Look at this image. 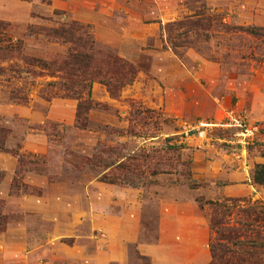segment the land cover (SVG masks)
Wrapping results in <instances>:
<instances>
[{"label":"rangeland","instance_id":"374dc122","mask_svg":"<svg viewBox=\"0 0 264 264\" xmlns=\"http://www.w3.org/2000/svg\"><path fill=\"white\" fill-rule=\"evenodd\" d=\"M0 23L20 41L18 58L0 62V234L21 264H206L212 206L195 199L222 202L234 185V210L264 204L250 185L264 161V0H0ZM68 25L91 36L96 59L133 72L112 95L91 83L81 128L64 73L19 59L67 52V40L27 28ZM15 87L26 102L9 99ZM229 111L259 128L256 141L222 128L197 138L198 122Z\"/></svg>","mask_w":264,"mask_h":264},{"label":"trees","instance_id":"16d2710c","mask_svg":"<svg viewBox=\"0 0 264 264\" xmlns=\"http://www.w3.org/2000/svg\"><path fill=\"white\" fill-rule=\"evenodd\" d=\"M79 29L70 25L59 28L28 27L27 32L29 34L33 33V35L53 38L54 40H67L71 48L63 54L52 53L48 58L36 59L21 56L19 59L24 65L31 68L54 69L64 73V76H61L62 84L59 85L62 88L61 96L78 100L76 125L81 128L84 123L82 115L90 109L91 83L96 80L99 84L104 85L107 92L112 95V89L130 82L133 72L131 67L114 56L106 55L102 59H96L91 36L85 31H79ZM237 30L253 36L258 35L257 30L252 28L238 27ZM18 44L20 41L11 42L9 38L5 37L0 23V62H9L13 58L11 56L18 58L15 55L20 50ZM4 70L5 67H0V74ZM14 72L18 74L20 71L16 69ZM123 72L124 74H122ZM31 73L33 75V72ZM53 84L55 82L47 83L46 86ZM22 89L19 87L9 89V99L19 103L26 102V91H22ZM84 90L86 91V99L79 102L80 93ZM252 183L264 187V165L254 167ZM222 199V202H203L201 199H195L199 207L203 203L212 206L208 224L209 229L216 234V237L208 244L210 259L207 264H261L250 253L253 252V249L264 251V204L255 201L251 208L249 206L247 209L234 210L236 203L244 202V198L229 197ZM235 211L241 212L243 222L237 221L238 226L231 227L228 218ZM4 223L5 217L0 213V232L4 229ZM258 228L261 229L259 232L257 231ZM258 254L262 253L258 252Z\"/></svg>","mask_w":264,"mask_h":264},{"label":"built area","instance_id":"2783aa9c","mask_svg":"<svg viewBox=\"0 0 264 264\" xmlns=\"http://www.w3.org/2000/svg\"><path fill=\"white\" fill-rule=\"evenodd\" d=\"M194 128L199 139H205L207 131L212 128L228 129L238 145L252 144L259 137V128L247 122L239 111L226 112L225 117L217 122H198Z\"/></svg>","mask_w":264,"mask_h":264},{"label":"crops","instance_id":"0c3cea01","mask_svg":"<svg viewBox=\"0 0 264 264\" xmlns=\"http://www.w3.org/2000/svg\"><path fill=\"white\" fill-rule=\"evenodd\" d=\"M256 165H264V161L261 160L259 162H256L253 166H252V173L254 171V167ZM238 169L234 170V172L237 173V171L239 169H241V167L237 164ZM250 166L247 165L246 168H249ZM241 174V173H239ZM252 178V176H251ZM253 185V187L258 188L260 191H258V193H256V198L263 200L264 201V187L263 186H259L256 184H250ZM234 185H226L223 187V190L221 192V195L226 196V197H236L238 196L237 189L233 188ZM21 256V251L16 252V250H13V246H9L6 244V237L3 236V234H0V264H12L14 261H17L16 264H21L19 259ZM207 264V263H206Z\"/></svg>","mask_w":264,"mask_h":264}]
</instances>
